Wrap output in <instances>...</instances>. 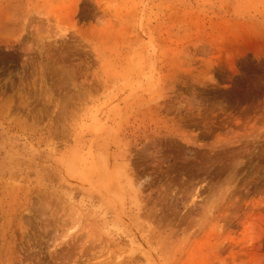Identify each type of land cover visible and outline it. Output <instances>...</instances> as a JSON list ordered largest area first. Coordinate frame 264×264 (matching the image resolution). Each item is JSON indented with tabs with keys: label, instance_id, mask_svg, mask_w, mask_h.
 Segmentation results:
<instances>
[{
	"label": "rangeland",
	"instance_id": "obj_1",
	"mask_svg": "<svg viewBox=\"0 0 264 264\" xmlns=\"http://www.w3.org/2000/svg\"><path fill=\"white\" fill-rule=\"evenodd\" d=\"M0 264H264V0H0Z\"/></svg>",
	"mask_w": 264,
	"mask_h": 264
}]
</instances>
